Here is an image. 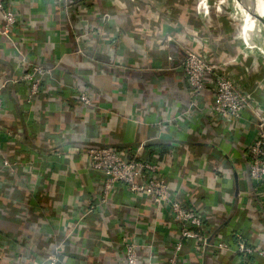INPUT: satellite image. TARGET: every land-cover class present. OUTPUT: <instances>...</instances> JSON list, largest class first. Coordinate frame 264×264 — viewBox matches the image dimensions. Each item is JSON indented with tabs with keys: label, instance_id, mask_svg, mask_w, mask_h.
I'll use <instances>...</instances> for the list:
<instances>
[{
	"label": "crops",
	"instance_id": "1",
	"mask_svg": "<svg viewBox=\"0 0 264 264\" xmlns=\"http://www.w3.org/2000/svg\"><path fill=\"white\" fill-rule=\"evenodd\" d=\"M1 1L17 25L5 32L0 18V125L14 135L0 145V264H46L55 253L61 264H125L124 235L139 264L166 262L179 237L169 212L121 187L101 203V178L80 155L94 145L156 161L170 193L203 216L204 240L185 241L178 264H264L211 247L240 235L264 250V196L246 165L264 113V67L241 51L235 9L205 0H78L77 11L63 0ZM190 51L224 63L257 110L240 121L214 115L212 79L192 94L183 78ZM34 64L53 70L27 104L22 75Z\"/></svg>",
	"mask_w": 264,
	"mask_h": 264
},
{
	"label": "built area",
	"instance_id": "2",
	"mask_svg": "<svg viewBox=\"0 0 264 264\" xmlns=\"http://www.w3.org/2000/svg\"><path fill=\"white\" fill-rule=\"evenodd\" d=\"M205 1L208 9L217 11L225 9L231 14L232 7L227 4L228 0ZM63 2L65 4L72 2L76 11L82 9L79 6L81 2L78 0H63ZM0 18L5 32L13 30L17 25L16 15L12 10L5 8L1 0ZM240 29L239 26V35ZM76 53L79 54L80 51L78 50ZM223 65L224 63L220 65L211 64L206 61L203 55L190 51L182 63L183 78L190 92L196 94L204 90L206 81L210 77L212 79V113L222 120L240 121L245 111L248 109L257 110V108L250 104L247 94L239 92L230 78L220 71ZM52 70V67L34 64L29 71L22 75V82L26 87L25 102L27 104H30L38 95L40 85L45 78L51 75ZM79 102L84 106H90V100L85 93L79 95ZM1 110H3V103L0 98ZM256 118V132L247 149L246 165L253 187L261 191L260 195L263 194L264 196V113H257ZM13 136L11 132L0 125V145ZM141 148L142 146L139 147V150ZM80 155L86 157L90 171L101 178V203H105L110 194L121 187L130 195L150 198L156 208L159 210L166 209L169 212L171 219L179 229V237L171 245L168 258L163 264H178L182 257L181 252L185 241L204 240L203 232H201L202 229L204 231L203 225L205 224L203 216L170 193L169 186L161 175L156 161L150 160L148 157L131 156L125 150L104 145L88 146L80 151ZM2 163L3 165L8 164L7 161ZM120 242L123 245L124 263L139 264L141 258L135 241L130 236L124 235ZM214 245L211 247L216 250H234L247 260L254 256L264 258V250L252 248L246 244L240 235H235L233 240L216 241ZM147 254V258L152 259L151 252L149 251ZM45 262L46 264L59 263L54 254L46 258Z\"/></svg>",
	"mask_w": 264,
	"mask_h": 264
},
{
	"label": "bare ground",
	"instance_id": "3",
	"mask_svg": "<svg viewBox=\"0 0 264 264\" xmlns=\"http://www.w3.org/2000/svg\"><path fill=\"white\" fill-rule=\"evenodd\" d=\"M227 4L235 9L236 18L241 19L242 26L240 36L247 53L264 58V28L253 18H250L235 2L227 1Z\"/></svg>",
	"mask_w": 264,
	"mask_h": 264
},
{
	"label": "water",
	"instance_id": "4",
	"mask_svg": "<svg viewBox=\"0 0 264 264\" xmlns=\"http://www.w3.org/2000/svg\"><path fill=\"white\" fill-rule=\"evenodd\" d=\"M235 2L264 28V0H235Z\"/></svg>",
	"mask_w": 264,
	"mask_h": 264
},
{
	"label": "rangeland",
	"instance_id": "5",
	"mask_svg": "<svg viewBox=\"0 0 264 264\" xmlns=\"http://www.w3.org/2000/svg\"><path fill=\"white\" fill-rule=\"evenodd\" d=\"M224 9V8H223ZM225 10V9H224ZM225 13L226 14H229V11L228 10H225ZM232 16H234L233 14H231ZM233 20H235L236 21V23H238V26H240V28H241V25H242V22H241V19H239V18H236V17H233L232 18ZM240 36V35H239ZM240 47H241V51L244 53V54H248L247 52H246V49L244 48V45H243V41H242V39H241V36H240ZM248 55H250V54H248ZM260 58V63H261V66H262V68L264 67V58L263 57H259Z\"/></svg>",
	"mask_w": 264,
	"mask_h": 264
},
{
	"label": "trees",
	"instance_id": "6",
	"mask_svg": "<svg viewBox=\"0 0 264 264\" xmlns=\"http://www.w3.org/2000/svg\"><path fill=\"white\" fill-rule=\"evenodd\" d=\"M45 79H46V78H45ZM45 79H44V80H45ZM116 149H117V148H116ZM55 254H56V253H55ZM55 254H54V255H55ZM58 254H60V253H58ZM57 256L59 257L60 255H57ZM59 264H61V261H60V260H59Z\"/></svg>",
	"mask_w": 264,
	"mask_h": 264
}]
</instances>
